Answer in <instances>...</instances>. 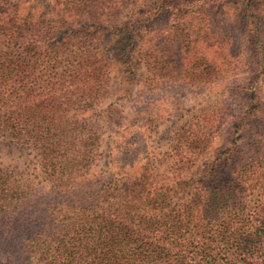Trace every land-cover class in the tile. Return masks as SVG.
<instances>
[{"label":"trees","instance_id":"1","mask_svg":"<svg viewBox=\"0 0 264 264\" xmlns=\"http://www.w3.org/2000/svg\"><path fill=\"white\" fill-rule=\"evenodd\" d=\"M52 1L55 21L47 31L42 3L0 0V133L7 134L0 147L13 151L0 157V215L9 216L7 231L23 229L14 217L21 205L39 193L44 197L42 223L36 227L42 235L29 250L28 263L264 264V225L243 224L229 206L220 224L208 220L234 198L229 188L176 198L171 190L153 188L147 171L152 169L143 168L135 179L133 165L100 183L94 171L98 140L83 125L88 110L73 107L87 101L96 105L94 91L116 68L132 73L139 36L134 25L108 35L96 26L67 23L78 8L91 9L90 0ZM48 34L59 40L50 41ZM66 49L73 50L74 62L60 75L53 68ZM42 56L45 68L37 63ZM24 147L37 153V186L15 177L19 167L11 163L23 160ZM218 169L214 163L209 179ZM259 175L263 180L264 170ZM260 195L259 222L264 192ZM16 243L6 245L15 249Z\"/></svg>","mask_w":264,"mask_h":264},{"label":"rangeland","instance_id":"2","mask_svg":"<svg viewBox=\"0 0 264 264\" xmlns=\"http://www.w3.org/2000/svg\"><path fill=\"white\" fill-rule=\"evenodd\" d=\"M20 1L43 4L42 29L49 31L55 2L12 0ZM88 6L71 13L67 23L96 26L108 35L134 25L139 36L132 73L116 68L94 91L96 105L73 107L88 110L83 125L98 140L94 171L100 183L133 165L135 179L143 168L152 169L153 188L171 190L176 198L229 188L235 196L217 217L208 214L211 224H220L229 206L243 224L264 225L256 210L264 192V0H90ZM72 51L59 53L54 71L67 72ZM37 63L48 65L44 56ZM9 153L0 147V157ZM36 155L24 147L23 160L11 163L24 184L40 180L33 171L39 170ZM214 163L220 169L209 179ZM43 198L39 193L20 206L14 217L23 229L17 233L7 231L9 216L0 215V264L31 262L29 250L42 235L36 227ZM10 240L15 249L6 245Z\"/></svg>","mask_w":264,"mask_h":264}]
</instances>
